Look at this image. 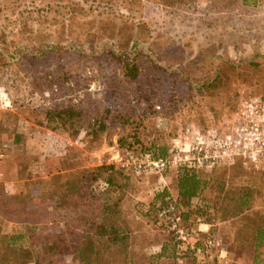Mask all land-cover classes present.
<instances>
[{"label":"rangeland","instance_id":"374dc122","mask_svg":"<svg viewBox=\"0 0 264 264\" xmlns=\"http://www.w3.org/2000/svg\"><path fill=\"white\" fill-rule=\"evenodd\" d=\"M122 26L141 41L138 49L149 54L154 63L149 66L158 67L160 76L151 71L147 82L128 83L106 59L105 49L117 43ZM41 47L54 50L40 59ZM0 56V195L40 194L49 177L46 159L63 158L68 147L83 146L74 142L73 132L52 130L42 114L35 118L33 109L92 103L102 111L121 105L140 117L149 139L159 137L168 147L166 157L176 145L189 144L186 138L194 129L213 138L246 122L248 108L264 103V0H188L173 5L162 0H0ZM217 75L222 83L208 84ZM123 132L120 125L110 126L73 167L125 169L132 191L122 209L135 233L133 257H154L150 264H184L192 258L182 255L155 215L148 213L159 193L167 190L177 198L181 168L135 173L132 161L143 158L119 147ZM15 135L22 136L20 142H14ZM244 163L239 158L204 174L211 180V191L217 179L240 186L244 172L264 180V163ZM235 165L240 171L233 182L229 179L236 171L230 168ZM256 190L254 210L264 212V187ZM182 211L190 226L214 223L211 216L205 220ZM234 226L214 223L210 228L227 256L225 264H252L251 246L236 244ZM1 232L15 235L24 227L5 221ZM66 260L79 264L75 256ZM10 261L0 257V264Z\"/></svg>","mask_w":264,"mask_h":264},{"label":"trees","instance_id":"16d2710c","mask_svg":"<svg viewBox=\"0 0 264 264\" xmlns=\"http://www.w3.org/2000/svg\"><path fill=\"white\" fill-rule=\"evenodd\" d=\"M162 1L173 5L188 0ZM242 1L247 4L249 0ZM117 36V43L105 49V57L117 67V72L126 82H144L151 71L159 76L162 74H159L161 71L158 67L152 66L153 69L149 66V62H153L144 49H138L141 41L131 30L122 26ZM52 49L41 47L38 58L46 59L53 52ZM3 60L6 62L5 58ZM222 78L217 75L208 84L222 83ZM91 105L61 104L31 111L35 115L42 114L52 130H62L68 135L73 132L71 137L74 142L83 148L78 150V147L71 146L63 158L46 159L49 177L44 181L40 194L22 192L12 197L0 195V257L6 255L11 259L10 264H68V256H75L79 264H150L155 260L154 257L137 260L132 255L135 233L122 209L125 197L132 191H129L132 185L125 169L102 165L77 170L73 166L75 160L83 158L112 125L124 128L118 140L119 147L131 154L138 153V157L165 158L169 149L159 137L149 139L140 117L130 115L123 106L108 105L101 111L93 109ZM14 137L16 143L22 139L21 135ZM220 167L179 169L176 176L178 195L175 200L181 208L205 220L211 216L214 223L235 225L236 244L251 246V263L264 264V212L255 211L253 207L256 189L264 187V180L257 173L244 172L240 174L241 181L239 177L237 182L241 183L240 186L233 187L232 183L228 185L226 179H217L215 191H211V180L204 174L215 173ZM230 169L236 171L229 179L234 182L240 170L236 165ZM134 172L140 174L136 170ZM173 200L169 191L159 193L150 203L148 213L154 214L155 222L175 240L167 223L158 218V209ZM5 221L22 225L24 232L3 235L1 227ZM214 223L205 224L213 226ZM201 237L214 235L210 229ZM184 257L192 258L196 264H200L190 254Z\"/></svg>","mask_w":264,"mask_h":264},{"label":"built area","instance_id":"2783aa9c","mask_svg":"<svg viewBox=\"0 0 264 264\" xmlns=\"http://www.w3.org/2000/svg\"><path fill=\"white\" fill-rule=\"evenodd\" d=\"M255 116V117H254ZM190 133V130L187 131ZM182 148L179 145L169 157L153 159L144 157L133 160L131 166L144 174H162L171 166L188 170H201L234 164L239 158L244 164L264 163V103L248 108V120L233 127L228 133L213 138L194 129ZM130 165V163H129ZM128 166V165H127ZM158 218L167 223L182 255L190 254L200 264H225L227 256L214 237L202 238V224H187L182 208L174 199L167 206L158 209Z\"/></svg>","mask_w":264,"mask_h":264},{"label":"crops","instance_id":"0c3cea01","mask_svg":"<svg viewBox=\"0 0 264 264\" xmlns=\"http://www.w3.org/2000/svg\"><path fill=\"white\" fill-rule=\"evenodd\" d=\"M177 195H178V191H176V197H177ZM210 228H211V226L210 225H208V224H205V223H203L202 224V230L203 231H210ZM218 241V240H217ZM218 243L220 244V242L218 241ZM184 264H196V262L194 261V260H192V259H190V260H185L184 261Z\"/></svg>","mask_w":264,"mask_h":264}]
</instances>
